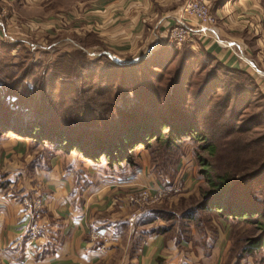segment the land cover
Wrapping results in <instances>:
<instances>
[{"label": "trees", "instance_id": "1", "mask_svg": "<svg viewBox=\"0 0 264 264\" xmlns=\"http://www.w3.org/2000/svg\"><path fill=\"white\" fill-rule=\"evenodd\" d=\"M227 1L218 0L213 11ZM33 51L0 38V133L11 131L50 156L73 153L109 170L137 168L138 147L177 149L192 141L208 188L186 217L192 221L202 212L252 227L253 235L236 240L233 264L264 252V163L236 180L213 176L200 154L212 157L216 138H233V162L244 145L264 147L263 135L236 148L242 135L264 127V95L256 80L187 44L158 47L132 64L114 63L106 54L91 59L87 51L73 49L57 52L42 68ZM255 100L262 102L259 111L240 120ZM160 219L166 217L149 211L135 225Z\"/></svg>", "mask_w": 264, "mask_h": 264}, {"label": "crops", "instance_id": "2", "mask_svg": "<svg viewBox=\"0 0 264 264\" xmlns=\"http://www.w3.org/2000/svg\"><path fill=\"white\" fill-rule=\"evenodd\" d=\"M8 1L17 18L21 17L15 11L18 5L38 3V0H32L31 4L26 0ZM184 1L98 0L90 17L100 31L96 35L108 50L106 53L128 62L140 59L155 48L168 47L166 31L178 24ZM237 1L229 0L212 11L217 18L216 37L229 48L241 51L247 48V52H250L248 41L252 40V45L257 41L254 45L259 64L254 59L250 62L264 74V42L260 41L264 38V14L258 10L240 11ZM3 5L1 2L0 10ZM250 13L255 15L248 18ZM252 19L256 20L251 26L256 24L262 31L260 37L250 33L252 28L248 27L249 33L244 31L245 24ZM0 38L6 40L1 33ZM9 42L30 50L39 47L27 40ZM191 43L185 44L191 49L197 47L193 50L207 53L228 68L249 74L264 95V78L255 76L249 66L237 63L232 49H222L197 38ZM256 45H261L262 50ZM98 52L102 51L94 53ZM137 153L140 154L137 168L121 165L109 170L83 161L73 153L57 152L50 156L11 131L0 133V264H223L222 237H218L214 246L204 248L205 240L192 239L194 234L188 239L182 230L139 237L133 233L134 227L127 228L130 210L124 203V194L141 185H161L160 179L150 172L144 153L140 149ZM24 196L43 201V236L40 244L30 245L28 253L25 252L28 220L21 205ZM94 233L102 234L107 241L93 240ZM256 257L243 259L241 264H258ZM263 261L264 258L260 263L264 264Z\"/></svg>", "mask_w": 264, "mask_h": 264}, {"label": "rangeland", "instance_id": "3", "mask_svg": "<svg viewBox=\"0 0 264 264\" xmlns=\"http://www.w3.org/2000/svg\"><path fill=\"white\" fill-rule=\"evenodd\" d=\"M26 1L28 4L32 3V0ZM97 1L98 0H38V3H35L34 6L26 4L24 6L22 4L18 5L15 11L20 13L21 17L17 18L13 15L14 8L8 5L9 1L0 0V4L1 2L4 4L1 6L2 9L0 10V33L3 37L11 39L12 41L27 40L30 43L39 45L38 48H36L37 46H33V52H35L36 58L39 60L38 62H40L42 68L51 62L57 52L61 51H71L73 49L85 50L91 59L99 56L94 53L96 51H102L98 53L108 55V53H106L108 50L102 46V43L96 35V33L100 31L96 28L93 18L90 17L91 14H93L92 10L97 5ZM217 1L218 0H206L211 13ZM238 2L242 8L240 11L252 12L258 10L263 16L264 0H238L237 3ZM249 3H251V7H249ZM244 14L243 12L242 16H244ZM249 15L250 17L248 18H252L255 14L252 15L250 13ZM262 19L264 21V18ZM262 19L260 23L263 22ZM255 20L256 19H252L248 24H245L244 31L249 33L248 27L252 28V32L250 33H255V36L260 37L262 35L260 28H256V24L251 26V23ZM203 40H208L210 44L218 45L222 49H232L227 47L224 48L223 45L217 44L212 39ZM260 41L264 42V38H261ZM252 42V40L248 41L250 52H247V48L242 51L237 48L232 49V52H236L240 57L243 56L242 54L244 53L247 63L249 62L251 65L253 64L250 60L254 59L256 61V57H258L254 45V43L257 44V41L254 42L253 45ZM97 47L101 48L98 49ZM258 47H261L258 48V50H262L261 45ZM114 57L120 58L118 55ZM234 57H236L235 61L241 66L244 65L248 67L244 60H240L235 54ZM39 72H41V69H38L36 74ZM252 72L257 76L253 70ZM262 81L264 82V79ZM254 102L255 104L251 106L247 114L240 115V120L250 119L253 113L259 111L262 102L257 100ZM222 123L223 122H221V124ZM220 129L222 130V125ZM263 135L264 127L260 126L242 135V138H239L241 142H237L236 148H242L239 144L257 140ZM232 139V137L216 138L215 140L211 139L215 146V152L212 157H208L205 152H200L204 159L207 158L209 170L213 176L227 174L230 177H236L235 179L237 180L240 176L256 169L264 163V147H261V145L248 149L244 145L246 149H240L241 151H239L238 158L233 162L230 156V150L234 147V141H232ZM152 144L149 150H145L143 147L138 148L146 156L150 172L160 179L161 185L159 187L141 185V187L134 191L125 193L123 198L144 188L156 189L160 187H171L173 189L174 186L178 184H181V188L178 189L177 192L172 191L168 193L165 198L156 203L133 206L129 213L134 212L136 214V219L131 225L128 222L127 228L134 227L133 233L139 237L147 235L150 231L157 228H165L167 231H171V233L173 230L176 233L182 230L184 237L188 239H190L191 234H194L192 239L205 240L202 243L204 248L214 246L218 237H222L223 239L220 244L225 252L223 264H233L236 261V256L239 251V244L236 240H239L241 237L253 235V228L242 224L234 225L216 218L210 219V216L202 212H198V217H195V220L192 221L185 215L201 200L203 192L208 188L204 176L200 173V167L196 160V153L199 154L197 152V144L192 141H185L177 149H166L161 147L162 144ZM137 150L135 152H137ZM252 150L255 151L252 152ZM136 155L137 161V159L140 158V154L137 153ZM130 188H134V186ZM116 195H118V193ZM149 211L162 213L166 217V220L160 219L147 225L136 226L135 224L139 217L144 216ZM256 256H258L255 258V260H257L256 263L261 264L260 260L264 258V252ZM241 262H243V260Z\"/></svg>", "mask_w": 264, "mask_h": 264}, {"label": "built area", "instance_id": "4", "mask_svg": "<svg viewBox=\"0 0 264 264\" xmlns=\"http://www.w3.org/2000/svg\"><path fill=\"white\" fill-rule=\"evenodd\" d=\"M227 3V2H226ZM180 19L178 24L166 31V45L168 47H178L185 43H191L194 39H212L217 44L223 45V47L229 48L228 45L218 40L215 34L217 26V18L210 12V8L206 3V0H186L180 7ZM5 38V37H4ZM7 41L11 39L5 38ZM223 43V44H222ZM192 44V43H191ZM193 45V44H192ZM156 49V48H155ZM197 50V47H193ZM153 51V50H152ZM152 51L147 52L143 57H147ZM103 53H96L100 55ZM234 54L241 60L242 56L236 52ZM95 55V54H94ZM243 60V59H242ZM246 64L252 68L257 76L263 77L264 74L256 70L249 62ZM181 188V184L170 188H144L133 194L124 197V203L129 208L133 206H139L144 204L156 203L166 197L168 193L172 191L177 192ZM167 189V190H166ZM22 213L27 217L28 225L26 231L27 246L25 252L28 253L30 245L40 244L43 236L44 222L42 216L43 201L41 198L24 197L21 199ZM136 219V214L131 212L127 216V221L131 225ZM93 240H101L106 242L105 236L99 233L92 234ZM100 250H104V245L100 247Z\"/></svg>", "mask_w": 264, "mask_h": 264}, {"label": "water", "instance_id": "5", "mask_svg": "<svg viewBox=\"0 0 264 264\" xmlns=\"http://www.w3.org/2000/svg\"><path fill=\"white\" fill-rule=\"evenodd\" d=\"M107 56L112 60V62L117 63V64H122V63H124V64H132V63H135V62H137V61H139V60L145 58V57H141V58L138 59V60H133V61L124 62V61H120V60H118L117 58H115L114 56H112V55H110V54H108ZM147 57H148V56H147Z\"/></svg>", "mask_w": 264, "mask_h": 264}]
</instances>
